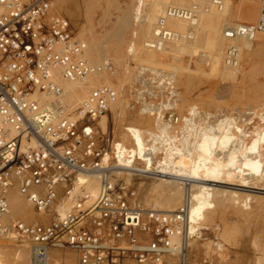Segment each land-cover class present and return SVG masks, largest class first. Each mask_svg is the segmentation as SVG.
Listing matches in <instances>:
<instances>
[{"label":"built area","instance_id":"1","mask_svg":"<svg viewBox=\"0 0 264 264\" xmlns=\"http://www.w3.org/2000/svg\"><path fill=\"white\" fill-rule=\"evenodd\" d=\"M211 4L222 9L223 0L166 4L142 45L159 51L190 40L200 11ZM54 9L55 0H0V215L8 211L14 180L32 207L48 214L45 221L0 219V236L10 230L28 242L37 264L45 263L51 246L64 242L78 251L80 264H126V256L142 264L148 253L155 261L176 253L178 264H186L187 193L173 210L132 200L126 169L114 154L112 124L103 130L97 123L117 100V89L99 83L70 107L56 81L59 75L82 80L108 71L112 61L89 59L70 19ZM176 19L187 26L175 27L170 21ZM221 32L223 65L236 68L239 39L253 41L264 32V0L255 20L226 24ZM170 91L159 94L165 102L155 113L158 133L173 127Z\"/></svg>","mask_w":264,"mask_h":264},{"label":"rangeland","instance_id":"2","mask_svg":"<svg viewBox=\"0 0 264 264\" xmlns=\"http://www.w3.org/2000/svg\"><path fill=\"white\" fill-rule=\"evenodd\" d=\"M157 1L159 0H100L99 6L93 0H55L54 10L70 19L77 37L80 38L81 34L88 33V28L93 26L101 41L105 36L112 34L116 27L122 26L124 10H138L137 18L133 21L134 24L123 29L122 40L120 38L118 47L107 53L112 61V69L108 70L110 80L107 83L111 85H115L119 81L121 83L119 102L122 104L120 107L123 111H120L122 115L120 114L118 121L117 117L112 119L113 113L110 112L107 115L110 118L107 126L112 124L114 139L120 135L124 128L129 126L133 115L151 109L155 116L158 103L165 102L164 98H159L160 92L171 89L170 92L173 94L171 106L178 116L181 114L180 109L185 110L184 113L193 112L191 127L182 136H173L165 146L155 149L157 152L150 150V147H143L144 149L142 148L136 153L127 152L126 158L142 160L144 167L154 170L164 171V169L173 166V170L167 174H159L166 177L175 178L176 175H181L189 177L188 179H208V177L205 178L207 175H203L208 171L210 177L221 180L226 185L235 187L246 185L250 187L244 188L253 189L256 187L260 188L259 191H264V73L261 72L259 63L262 60L258 62L259 57H256L254 62L248 63L241 59L240 64H243V69L239 72L237 82L234 83L226 82L220 73L216 71L217 75L211 69L209 54L211 49L209 45V47L207 46V42V44L202 42L194 52L189 51L182 54L177 61H174L170 54L163 57L165 63H174L180 69L178 66H176L177 69L165 66L158 67L157 71V68L153 70V67L149 66L147 62H138L137 51H133L135 44L131 42V35L134 30L139 28L141 17L150 13ZM192 1L209 2V0H186L187 3ZM179 2L182 5L187 4L185 0H179ZM232 2L235 14L232 15L233 18L230 17L231 22L256 19L260 0H232ZM249 2L255 4V12L251 15H240L239 11H242L247 3L250 4ZM235 8L238 9L237 13ZM191 40L184 42L190 43ZM257 41L258 39L255 38L252 43L256 45ZM139 45L143 48L141 42ZM158 54L160 55V53ZM202 55L207 58H203ZM242 71H245V74H242ZM158 73L161 75L160 80L153 79L152 77ZM257 85H262V89L257 91ZM131 101H134L132 105H130ZM258 108L260 110H256ZM245 111L247 116L249 115L248 118H246ZM254 112L255 114H251ZM236 115L238 120L235 118ZM244 124L246 125L243 126ZM136 125L143 127L140 123ZM170 131L172 132V130ZM231 132L239 135L240 141L239 136L237 137L238 141H234L235 143L228 141L227 137ZM254 144H257L258 148ZM126 150L128 147L124 151ZM230 150L232 153L229 152ZM114 151L117 153L120 163L124 165V155H121V149L115 146ZM245 151L246 153H244ZM228 155L229 158H227ZM124 161L126 162V160ZM260 166L261 168H259ZM260 170L262 172H259ZM123 174L128 177L130 186L136 190L140 184H148L153 179V177L152 179L147 177L146 174L130 173L127 169L123 170ZM172 179L170 182H166L167 186L164 185L160 193H154L156 196L154 200L150 199L151 201H149L155 202L156 198L161 195H170L173 192L171 191L173 185L176 187L179 184L182 185V181ZM176 187H173L172 190ZM201 192L199 193L201 194ZM199 193L198 196H200ZM202 194L200 197L190 196L191 201L193 200V215L194 212L204 215L191 232L193 244L189 250V263L263 264L264 254L252 244V237L254 231L259 229L263 223V218L260 216L264 217V199L252 196L243 197L232 194V192H216L211 197ZM183 197L182 195L179 203ZM178 204L174 206L177 207ZM256 216L257 219L259 218L258 220L255 219Z\"/></svg>","mask_w":264,"mask_h":264},{"label":"bare ground","instance_id":"3","mask_svg":"<svg viewBox=\"0 0 264 264\" xmlns=\"http://www.w3.org/2000/svg\"><path fill=\"white\" fill-rule=\"evenodd\" d=\"M93 1L95 3H98V5L100 6V0H93ZM185 2H186V0H185ZM169 3L170 4H176V5L177 4L182 5V4H180L179 0H159V1H157L155 3V5L153 6L152 10L150 11V13L148 12L146 15L141 17V19H140L141 24L139 25V28L136 31L134 30V32H132L131 42L132 43L134 42V44H135V47H134L135 50H133V51H137V56H136L137 58L136 59H138L137 60L138 62L139 61L140 62H147V64L149 66L153 67V70H154V68L155 69L157 68L156 69L157 71H158V67L160 68V67H165V66H168L170 68L175 67V69H177L176 66H178V65H175L174 63H171V64L165 63L163 57H166L168 54H170L173 56V57H171V56L170 57L174 61H177L181 58L182 54H186V52L188 53L189 51L194 52L202 42H203V44H204V42L205 43L207 42L208 43V44L206 43L207 46L209 45L210 49H211V53L209 52V54H210V64H212V66L211 65L210 66L212 68L211 67L210 68L213 69L215 71V73H216V71L218 73H220L221 77H223V80H225L226 82H228V83L237 82V80L239 78V72L241 71V69H243V64H240L241 59L245 60L248 63H252L255 61L256 57H259L258 62L262 60L261 62H259L260 66H261L260 69H261V72L264 73V32H259L257 34L256 38L258 39V41H257L256 45H254L252 43V41L246 40L244 38L239 39V43L241 46V54H240L239 65L236 68H228L222 64V57H223V50H224L225 43H224V39L222 36L221 29L224 25L232 23L231 22L232 19L230 20V17H232V15L235 14V12H233L234 11L233 10L234 5H233L232 0H223L222 9H218L213 4H211L208 7V9H202L200 11L198 24L196 26L195 33H194L193 37L191 38L192 40L189 41L190 43H187L184 41H180V42L177 41V42L171 44L168 48H165V49H162L159 51L145 48L142 45V40L144 39V37H146L150 33L149 30H151L152 25H153L157 15H158V13L162 10V8L166 4H169ZM182 3H183V1H182ZM136 7H137V5H136ZM133 8H134V6H133ZM255 10H256V7H255L254 3H250V4L247 3V5L243 7V10L239 11V14L240 15H251L255 12ZM237 11H238V9H236V13H237ZM137 12H138V10L135 11L134 9L124 10L123 11V17H122L123 21L121 23L122 26H120V28L116 27L114 32L111 31L113 33L112 34L110 33V35L105 36L103 41L100 40V38H99L97 32L95 31V29L93 28V26L88 28V33L81 34L80 38L83 39L87 45L86 56L89 59H91L92 61L97 62V61H100L101 59H103L104 57H106L108 52H111L114 48L118 47V44L120 43V38L122 37V34H123V29L125 27L127 28V26H132L134 24L133 21L136 20L137 15H138ZM236 15H238V14H236ZM225 16H226V18H224ZM222 21H223V23H222ZM170 23L172 25H174L175 27L181 28V29H183L187 26L186 21L181 20V19L171 20ZM121 40H122V38H121ZM140 42H141V45L143 48H141V46L139 45ZM181 42H183V43H181ZM158 53H160V55ZM178 68H179V66H178ZM181 68H183V66H181ZM252 69L254 70L253 67H252ZM252 69H251V71H252ZM242 72H243L242 74H245V71H242ZM152 78L155 80L158 78L157 80H160L161 75L158 73L156 76H153ZM108 80H110V76H109L108 71H102L101 73L89 74L82 80H70V79L63 78L60 75H59V77L56 76V81L59 83L60 86H62V88L64 90V100H66V102L70 105V107L71 106L76 107L79 104V102L81 101V99L90 91V89L92 87L96 86L99 83L108 82ZM228 83H226V84H228ZM113 86L118 91V98L115 101V103H113V105L111 106L110 111L107 114L102 115L97 119L98 125L103 130L105 128H108L107 124H109L108 122H109L110 118L107 115L110 112L113 113V115L111 114L112 119L114 120L115 119L114 117H117V121L119 120L120 114L122 115V112H123L122 109H120V107H122V104H120V102H119V97L121 94V83H120V81ZM261 89H262V85L256 86L257 91L261 90ZM252 96L254 97V95H252ZM120 111H122V112H120ZM184 111L185 110L180 109L181 114L179 116L175 112V116H174V120H173V127L171 129L172 132L169 130L166 133H158L157 131H155V116H154V112H152L151 109H150V111L147 110L146 112L133 115L131 118V122H130L129 126L124 128L122 130V132L120 133V135L117 136L115 146L119 147L121 149V155H124V158H123V162H124L123 168L124 169L129 170L130 173L137 172L138 174H146L147 177H151V179L153 177V179L150 181L151 183L149 182L148 184L147 183L140 184L138 190L132 188L133 189L132 200H139V201L147 204L151 200L155 199L156 196L154 195V193L155 194L160 193L161 189L164 187V185H166V182H170L171 178L182 181V183H181L182 185L179 184L178 187L173 185V187H176V188L174 190H172L173 187L171 188V191H173V192L170 195L169 194L167 196L161 195L159 198H156L155 202L162 209H165V207H167V209H165V210H173L176 208L174 205H177L179 203L182 195L184 196L187 193L186 195L189 198V200H188L189 201V211H188V222L189 223L187 224V226H188L189 230H188V234L185 232L184 238L186 239V244L188 242V245H189L188 251H187V256H186V264H192V263H189V260H190L189 259V250H190L191 244H193L192 237H190V236H192L191 235L192 229L198 225L200 218L203 217L202 215H204V214H197L194 212V215H193V213H192V207H193L192 201L193 200L191 201L190 196L192 197V195H193V198H194V196L200 197L202 192H206L207 194L206 193L205 194L203 193V194L206 195V197H207V195H210L209 197H211V195L216 193V192H222V193H228V192L231 193L232 192V194L240 195L243 197L244 196H246V197L252 196V197L258 198V199H264V191H261V190L259 191L260 188H256V187H254L253 189L244 188V187H250V186H246V185H241L243 187H235V186L226 185V184H224L225 182L218 180V179H215L213 177H210V175L208 174V171L207 172L203 171L204 172L203 175H207L205 178L208 177V179H198V178L188 179L189 177H185V176H181V175H176L177 177H175V178L174 177H166V176L159 175V174H161V173L167 174L168 172H170V170H173V166H171V168H169V169L168 168L164 169V171L154 170V169H151L149 167H144L142 160L126 158V154L129 151H130V154L136 153V151H141V149L143 147H150V150L155 151V149H158L162 146H165L173 136H176V135L182 136L183 133L189 127H191V119H192V114H193V112L190 113L188 111V112L184 113ZM237 115L235 116V118L237 117ZM248 116L246 115V118H248ZM232 118H234V117H232ZM232 118H230V119H232ZM180 119H181V121H180ZM249 120H246V121H249ZM113 122H115V121H113ZM137 123H140L143 127L141 128V127L137 126L136 125ZM245 125L246 124H244L243 126H245ZM234 127L236 128V126H234ZM112 134H113V132H112ZM238 134H240V133H238ZM238 136L239 135L231 132V134H229V136L227 137V140L234 142L235 140H237ZM239 141H240V136H239ZM228 146H229V144H228ZM255 146L258 148L257 144ZM126 147H128V150L124 151ZM235 147H236V145H235ZM231 150L229 152L232 153ZM212 151L217 152L215 150H212ZM155 152H157V151H155ZM146 153H148V152H146ZM146 153H145V156H146ZM244 153H246V151ZM114 154L117 157V161L120 163L119 158L117 156V153L115 151H114ZM140 154H141V152H140ZM140 154H138V155L140 156ZM143 155H144V153H143ZM151 157H152V155H151ZM209 157H210V155H209ZM229 157L230 156L228 155L227 158H229ZM148 158H149V156H148ZM124 160H126V162ZM210 161H212L211 158H210ZM259 168H261V166ZM200 169H202V168H200ZM221 169H220V171H221ZM201 172H199V173H201ZM259 172H262V171L260 170ZM197 177H199V176H197ZM209 177H210V179H209ZM127 180H128V177H127ZM171 184H173V183H171ZM196 190H200L199 192L202 191L201 194L197 191L200 196H198V193L196 192ZM152 195H153V197H152ZM7 196H8V200H9L8 211L6 213L0 215V219L3 222H10L13 218H19V219H22L26 222L30 221L32 219H36L38 221L47 220L48 214L45 212L36 211L32 207V205L30 204V202L27 200L26 195L19 192V184L17 181L14 180L13 183H11V185L8 188ZM203 198H205V197H203ZM244 199H246V198H244ZM198 201H199V199H198ZM260 217L263 218V223L261 224V227L259 229H256L254 231V234L252 237V244L255 247H257L264 254V217H262V215ZM255 219L258 220L259 218L257 219V216H256ZM201 223H202V221H201ZM13 236H14V234L10 230L7 231L5 235L0 236V264H37V263H34L33 260L31 259L29 243L22 240V239L14 238ZM220 236H221V234H220ZM223 236H224V234H223ZM174 239H178V237H175ZM118 243L122 244L121 241H118ZM257 248H256V250H257ZM165 256L166 257H164V259L159 260V261H155L153 255L151 253H148L146 259L143 261L142 264H178L179 258L176 256V253H175V255H165ZM123 260L126 264H137V261L134 260L133 258H131L130 256H126L125 259H123ZM44 264H80L78 262V251L73 246H71L70 244H67L65 242L62 244L59 243V244L53 245L50 247V249L48 251L47 258L45 259Z\"/></svg>","mask_w":264,"mask_h":264}]
</instances>
